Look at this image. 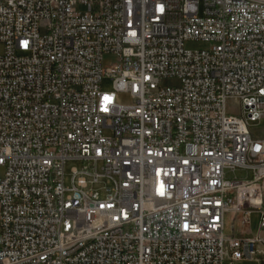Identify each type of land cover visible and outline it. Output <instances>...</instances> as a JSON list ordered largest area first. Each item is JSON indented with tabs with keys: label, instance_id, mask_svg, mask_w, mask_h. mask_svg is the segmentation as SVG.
Listing matches in <instances>:
<instances>
[{
	"label": "built area",
	"instance_id": "2783aa9c",
	"mask_svg": "<svg viewBox=\"0 0 264 264\" xmlns=\"http://www.w3.org/2000/svg\"><path fill=\"white\" fill-rule=\"evenodd\" d=\"M0 45V264H264V0H0Z\"/></svg>",
	"mask_w": 264,
	"mask_h": 264
},
{
	"label": "rangeland",
	"instance_id": "374dc122",
	"mask_svg": "<svg viewBox=\"0 0 264 264\" xmlns=\"http://www.w3.org/2000/svg\"><path fill=\"white\" fill-rule=\"evenodd\" d=\"M187 48L190 49H204L206 48V44L202 41H189L186 43ZM3 51V47L0 45V53ZM115 59L112 56H105L104 58V65L105 66H110L114 63ZM167 83L171 84L172 82L168 81ZM101 88L104 91H115L114 85H113V80L110 78H104L101 83ZM116 100L118 103L121 104H129L131 102V95L128 92H121V91H116ZM227 109L229 113L233 114H238L239 113V104L234 101V100H229L227 102ZM251 130L253 133L259 137H264V118L259 122V123H253L251 125ZM70 164L67 165V170L69 171ZM2 170L0 168V175L2 174ZM227 175L229 177H235L236 176H241L242 172L237 171L235 173L233 172H227ZM257 216L254 215L253 221H255ZM225 234L230 235L232 234L231 228H230V222H229V217L226 218L225 222V229H224ZM239 230L236 229L235 234H238Z\"/></svg>",
	"mask_w": 264,
	"mask_h": 264
},
{
	"label": "crops",
	"instance_id": "0c3cea01",
	"mask_svg": "<svg viewBox=\"0 0 264 264\" xmlns=\"http://www.w3.org/2000/svg\"><path fill=\"white\" fill-rule=\"evenodd\" d=\"M256 231H257V218H256L255 221H253V223H252V225H251V227H250V229H249V232H250V234H252V235L255 234ZM239 264H259V263L254 262V261H243V262H241V263H239Z\"/></svg>",
	"mask_w": 264,
	"mask_h": 264
}]
</instances>
